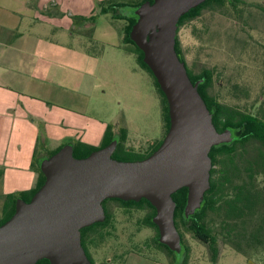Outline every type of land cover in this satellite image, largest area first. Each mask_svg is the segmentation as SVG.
Segmentation results:
<instances>
[{
  "label": "water",
  "instance_id": "obj_1",
  "mask_svg": "<svg viewBox=\"0 0 264 264\" xmlns=\"http://www.w3.org/2000/svg\"><path fill=\"white\" fill-rule=\"evenodd\" d=\"M207 0H147L130 37L144 52L169 104L170 127L160 146L140 160H118V139L78 158L72 144L41 160L43 185L30 201L18 198L14 214L0 224V264H93L82 244L81 230L106 217L103 202L149 200L159 241L181 253L173 194L188 189L185 216L201 208L210 188L213 146L233 139L218 131L210 109L176 50L178 23Z\"/></svg>",
  "mask_w": 264,
  "mask_h": 264
},
{
  "label": "rangeland",
  "instance_id": "obj_2",
  "mask_svg": "<svg viewBox=\"0 0 264 264\" xmlns=\"http://www.w3.org/2000/svg\"><path fill=\"white\" fill-rule=\"evenodd\" d=\"M114 15L117 20L106 15L95 18L92 43L88 38H72L69 32L43 29L70 47L52 45L50 55L44 44L39 49V65L44 68L43 76L58 84L49 87L61 93H85L91 114L118 131L126 128L125 145L146 152L166 134L161 97L152 76L139 67L134 54L125 50V22L119 11ZM177 37L193 74L212 73L210 95L243 111L264 113V0L198 10L188 16ZM86 44L93 56L85 52ZM107 207L111 224L104 238L90 247L95 264H181L183 254L177 253L173 261L166 249L155 245L156 230L143 223L146 210H128L117 201L108 202ZM182 231L190 248L187 264H264V246L247 247L242 252L220 238L215 262L205 240L183 227ZM242 245L245 247L244 242Z\"/></svg>",
  "mask_w": 264,
  "mask_h": 264
},
{
  "label": "trees",
  "instance_id": "obj_3",
  "mask_svg": "<svg viewBox=\"0 0 264 264\" xmlns=\"http://www.w3.org/2000/svg\"><path fill=\"white\" fill-rule=\"evenodd\" d=\"M145 1L147 0H136L130 4H117L106 1L101 4L99 14L112 13L113 18L116 19L114 14L117 11L121 13V18L125 21L122 29L125 35L123 40L124 48L128 53L134 54L139 67L152 76L161 97L167 133L170 127L168 100L151 68L144 61L143 50L130 37L131 29L138 19L135 10ZM241 2L242 0H207L181 17L178 23V30L187 21L188 16L198 10L222 8L227 3L237 6ZM129 9H133V11L129 12ZM97 15L94 13L87 17H73L77 33L80 31L79 34H81L89 30L88 33H85V38H88L89 43L93 41V21ZM81 25L83 26L82 30L79 29ZM84 48L88 54L92 55L87 44L86 46L84 45ZM176 50L180 59L185 62L192 81H201L199 91L212 113L213 122L218 131L230 129L233 133V139L229 143L213 146L210 152L213 163L210 188L205 193L201 208L197 209L194 215L186 217L184 209L187 202L188 189L184 187L173 194L176 202L175 223L181 234L183 245L181 254L184 255V258L180 263L187 264L190 251L189 246L184 243L182 227L207 242L212 252V260L216 262L219 255L218 242L220 238L224 243L231 244L242 252L247 247L256 249L258 246H264V113L258 111L256 114H253L243 111L236 106L219 102L208 92V88L212 84V73L206 71L199 75L193 74L180 49L177 36ZM127 136L128 131L126 128L122 127L117 132L114 126L109 124L100 145L94 146L76 141L72 144L74 154L78 158L86 157L94 150L118 139V145L113 154L114 158L128 161L140 160L151 155L164 139L162 138L156 143L151 142L152 145L148 151L140 152L125 145ZM59 149L50 152L48 156H51ZM41 160L35 166L38 172L36 186L30 190L11 193L6 196L0 224L7 221L14 214L18 198L30 201L37 190L43 185L45 175L40 167ZM110 201L120 202L128 210L131 208L146 210L147 213L143 219L144 225L156 230L155 245L166 249L173 256L174 261V256L177 253L159 241L158 226L153 222L156 209L149 200L143 198L140 201H124L119 198H110L103 202L106 212L104 221L96 222L81 230L82 244L93 264H95V261L91 255L90 247L96 246L100 242L99 238H104L106 234L105 230L111 224L112 214L111 210L107 207V203ZM242 242L245 243V247H243ZM37 264H50V261L42 259Z\"/></svg>",
  "mask_w": 264,
  "mask_h": 264
},
{
  "label": "crops",
  "instance_id": "obj_4",
  "mask_svg": "<svg viewBox=\"0 0 264 264\" xmlns=\"http://www.w3.org/2000/svg\"><path fill=\"white\" fill-rule=\"evenodd\" d=\"M106 1L136 0H0V218L8 194L36 186L40 159L76 141L94 146L102 142L106 121L89 112L85 93H61L48 86L58 84L43 76L39 49L47 44L45 52L51 55L52 45L70 47L43 33L48 27L86 39L85 32L75 31V16L96 13L113 20L112 13L99 14Z\"/></svg>",
  "mask_w": 264,
  "mask_h": 264
}]
</instances>
